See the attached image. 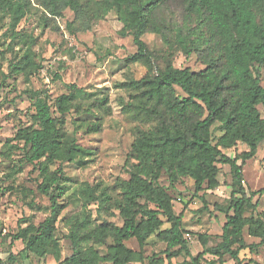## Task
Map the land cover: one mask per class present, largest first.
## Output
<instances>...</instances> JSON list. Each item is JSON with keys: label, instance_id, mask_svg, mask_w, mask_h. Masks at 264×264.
<instances>
[{"label": "trees", "instance_id": "trees-1", "mask_svg": "<svg viewBox=\"0 0 264 264\" xmlns=\"http://www.w3.org/2000/svg\"><path fill=\"white\" fill-rule=\"evenodd\" d=\"M28 3V0H0L1 9L10 13L9 25L2 33L10 45L18 38L15 26L26 14ZM40 3L52 16H61L69 8L82 25L88 12L113 11L122 24L119 34L132 37L135 60L150 67L156 55L162 62L155 73L119 84L129 92V100L123 107L131 108L135 117L155 122L153 129L141 133L131 145L126 159L128 164L133 161L129 178L118 179L115 184L121 199L112 197L108 188L99 184L83 183L80 187L85 204L97 203V209L110 215L111 209L117 210L122 224L106 220L92 224V214L84 207L68 223L65 236L70 240L71 254L54 264L133 261L143 264V247L152 234L165 243L167 264H199L205 253L215 256L207 264H222L224 255L236 264H247L239 258L241 250L252 247L247 245L244 231L259 239L258 243H264V209L255 215H245L249 206L255 208L252 197L257 192L263 193L264 188L246 191L242 171L244 163L255 156L264 141V87L260 80V70L264 68V0H40ZM170 8L178 11L181 20L175 12L167 13ZM192 18L198 21L195 28L189 24ZM201 27L206 35L194 37V30ZM145 33L158 35L165 48L157 54L149 51L142 39ZM29 51L27 48L15 62L13 71L32 75L34 63ZM175 51L185 56L196 54L204 67L198 71L175 67L172 60ZM31 99L34 108L29 117L31 122L21 125L11 139L22 143L23 157L34 164L41 184L51 190L47 191L48 214L22 237L24 246L19 254L23 259L28 254L41 257L51 250L57 254L56 222L65 207L59 198L68 189L62 167L67 162L84 166L87 161L89 151L77 142L74 130L65 128L66 115L70 111L88 113L92 107L105 113L111 111L107 95L84 104L85 98L79 95L74 83L53 103L38 92ZM216 122L229 136L226 143L211 142V127ZM99 130L100 124L93 122L86 124L84 131ZM236 141L248 148L229 156L225 150ZM218 164L229 167L232 180L220 241L215 247H207L205 236L197 234L202 250L192 255L185 237L190 232L183 227V211L175 213L173 198L158 179L162 172L171 184L180 176H189L195 194L215 190L220 185ZM165 222L168 226L161 228ZM103 234L105 237L101 238ZM18 235V232L5 233L2 240L10 238L12 242ZM106 237L112 243L102 255L95 245L104 243ZM131 238L138 243V250L125 244ZM180 255L184 256L182 260L172 262ZM10 257L15 260L12 254ZM150 262L163 264L164 259L152 257Z\"/></svg>", "mask_w": 264, "mask_h": 264}, {"label": "rangeland", "instance_id": "rangeland-1", "mask_svg": "<svg viewBox=\"0 0 264 264\" xmlns=\"http://www.w3.org/2000/svg\"><path fill=\"white\" fill-rule=\"evenodd\" d=\"M28 2L26 14L15 26L18 38L11 45L2 34L9 25L10 13L0 7V264H54L69 256L72 247L65 236L68 234V223L84 207L92 214V224L98 225L102 220L119 226L122 224L117 210L111 209L113 215H110L97 209V203L85 204L80 187L83 183L90 186L99 184L100 187H107L112 197L121 199L115 184L118 179L129 178L133 161L130 160L128 164L126 159L131 145L141 133L153 129L155 122L135 117L131 108L123 107L129 100V92L119 84L146 73L153 74L158 67H162L156 55L152 57L150 67L135 60L136 46L132 37L119 34L122 24L113 11L88 12V16L84 17L87 24L82 25L69 8H65L61 16H52L40 0ZM171 11L181 20L178 11L170 8L167 13ZM257 20H261L260 14ZM68 23L70 27H67ZM189 24L195 28L198 21L192 18ZM194 31V37L206 35L203 27ZM142 39L154 54L165 48L161 38L154 33H145ZM27 48L30 49L29 58L34 63L30 76L12 69ZM172 60L178 68L189 67L198 71L204 67L194 53L185 56L175 51ZM260 80L264 87V68L260 70ZM72 83L76 85L79 95L85 98L84 104H89L95 97L107 95L111 111L105 113L102 109L92 107L88 113L76 114L70 111L66 115L65 128L68 131L74 130L77 142L89 151L85 157L87 161L84 166L67 162L62 167L68 189L59 198L65 207L56 222L57 254L51 250L41 257L28 254L23 259L19 254L24 246L22 237L37 227L48 214L47 191L51 189L41 184L38 169L23 157L22 143L11 138L21 125L30 124L29 117L34 112L31 99L34 92L47 95L49 102L53 103L58 95L68 91ZM177 92L182 95L179 89ZM93 122L100 124V130L85 133V125ZM211 135L213 144L220 140L226 143L229 137L217 122L211 127ZM247 148L246 144L236 141L225 153L233 156L235 152ZM218 168L219 187L215 190L205 189L197 194L194 193L193 180L189 176H180L171 184L162 172L158 179L159 184L172 196L175 213L183 211V227L190 232L185 237L192 255L202 250L196 239L197 234L205 236L207 247H215L220 241L232 180L227 165L218 164ZM242 171L246 191L264 188V141L259 144L255 156L244 163ZM140 201L144 202L143 199ZM252 203L256 204L255 208L252 210L249 206L246 216L258 214L264 209V192H257L252 197ZM167 226L165 222L161 228ZM17 232L19 235L12 242L10 238L2 240L3 234ZM104 237L103 234L101 238ZM244 239L252 247L239 252L241 262L253 264L264 261V243H258L259 239L248 236L246 231ZM111 243V238L106 237L105 242L96 244L95 248L104 255L107 245ZM125 244L134 250L139 249L135 239H127ZM164 249L165 243L157 240L154 234L150 235L143 247V264H158L150 262L152 257L163 258V264H167ZM10 254L15 260L11 259ZM183 258L180 255L171 260L177 262ZM214 258L205 253L199 264H207L209 259ZM131 264L140 263L133 261ZM222 264L236 263L224 255Z\"/></svg>", "mask_w": 264, "mask_h": 264}, {"label": "built area", "instance_id": "built-area-1", "mask_svg": "<svg viewBox=\"0 0 264 264\" xmlns=\"http://www.w3.org/2000/svg\"><path fill=\"white\" fill-rule=\"evenodd\" d=\"M262 264H264V261H262Z\"/></svg>", "mask_w": 264, "mask_h": 264}]
</instances>
